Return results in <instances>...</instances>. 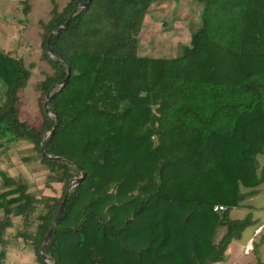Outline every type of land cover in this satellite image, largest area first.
Returning a JSON list of instances; mask_svg holds the SVG:
<instances>
[{
  "label": "trees",
  "instance_id": "obj_1",
  "mask_svg": "<svg viewBox=\"0 0 264 264\" xmlns=\"http://www.w3.org/2000/svg\"><path fill=\"white\" fill-rule=\"evenodd\" d=\"M19 1L30 14V0ZM161 1L80 9L88 0L63 8L52 0L41 24V60L51 68L36 87L41 128L19 111L36 65L0 49L2 155L31 145L23 164L43 169L47 187L62 185L60 196L39 197L24 176L0 170V264L17 228L16 241L49 264L44 240L81 170L45 250L57 264H217L249 226L230 213L264 182V0H191L203 9L183 55L144 57L141 33Z\"/></svg>",
  "mask_w": 264,
  "mask_h": 264
},
{
  "label": "rangeland",
  "instance_id": "obj_2",
  "mask_svg": "<svg viewBox=\"0 0 264 264\" xmlns=\"http://www.w3.org/2000/svg\"><path fill=\"white\" fill-rule=\"evenodd\" d=\"M33 0H30L32 4ZM69 0H58V6L63 8ZM24 9V5L22 4ZM43 6L40 5L39 9ZM203 6L191 0H164L155 3L150 8L141 33L140 55L144 57H164L176 58L183 55L184 48L190 44L192 34L200 26V15ZM37 12V10H35ZM24 13V11H23ZM24 21L30 20L31 13L24 14ZM32 45L27 52L22 55L28 63L36 66L32 71V78L24 93L21 95L19 104L20 117L23 121L32 126L41 128L42 118L39 111L40 93L37 84L44 78V74L51 72L50 66L41 60V44L37 48ZM20 53L16 52L14 57L20 58ZM4 97V89L0 83V98ZM32 146L21 143L9 150V159L2 158L0 150V170H9L14 175L24 176L30 184L31 191L37 196L44 195L60 196L62 185H54V188L46 184L45 171L36 166H26L22 158L30 156ZM21 221H17L19 223ZM36 223L29 226L18 224V227L35 230ZM20 228L10 231L9 237L13 239V244L7 248L8 258L6 264H38L34 252L25 246L21 241H16L14 235ZM16 241V242H15Z\"/></svg>",
  "mask_w": 264,
  "mask_h": 264
},
{
  "label": "crops",
  "instance_id": "obj_3",
  "mask_svg": "<svg viewBox=\"0 0 264 264\" xmlns=\"http://www.w3.org/2000/svg\"><path fill=\"white\" fill-rule=\"evenodd\" d=\"M30 5L31 18L24 21L19 0H0V49L13 56L18 52L20 58L24 59L22 54L32 45L37 48L41 44V24L50 20L53 9L52 0H33ZM40 5L43 6L41 9ZM259 163L264 169V153L259 156ZM244 192L249 193L251 190ZM230 218L233 221L249 220L250 224L239 239L232 241L225 260L217 264H264V182L255 194L248 196L231 211Z\"/></svg>",
  "mask_w": 264,
  "mask_h": 264
},
{
  "label": "water",
  "instance_id": "obj_4",
  "mask_svg": "<svg viewBox=\"0 0 264 264\" xmlns=\"http://www.w3.org/2000/svg\"><path fill=\"white\" fill-rule=\"evenodd\" d=\"M91 2H92V0H88L87 3L80 5V9H85V8H87V7L91 4ZM75 15H76V12L73 14L72 17H74ZM71 20H72V18H70V19H69V20H68V21H67L62 27H60L59 29H57L56 31H54L52 35L57 34V33H59L61 30L66 29V28L68 27L69 23L71 22ZM48 46H49V54H50L51 58L60 60L61 58L58 57V56L53 52V50L51 49L49 43H48ZM70 77H71V70H70V68L68 67V75H67V77L65 78V80H64L62 83H60V84L58 85V90H59V91L62 90V89H64V88L67 86V84H68V82H69V80H70ZM53 96H54V95H53ZM53 96H52V97H53ZM49 101H50V98L46 100V102H45V108H46L47 114L51 117V116H52V113H51V111H50L49 108H48ZM55 128H56V123H55V125H54L53 130L48 134L47 138H46V139L43 141V143H42L41 149H42L43 151H44L45 146H46V144L48 143V141L53 137V135H54V133H55ZM44 156L47 157V158H49V159L52 160V161H63V160H64V158H62V157H52V156L48 155V154L45 153V152H44ZM85 178H86V174L81 170V177H79V178H75V179H73V180L70 182V184H69V186H68V189H67V195H66V197L64 198V200H63V202H62V204H61V206H60V208H59V210H58V213H57V215H56V217H55V220H54V222H53V224H52V227H51V229H50L48 235L46 236V238H45V240H44L43 247H42V250H41V253H40V254H41V256L44 258V260H45L47 263H49V264H57V263H56V261H55L54 259L45 256V250H46L47 246L49 245V243L51 242V240H52V238H53V235H54V232H55V230H56V227H57V225H58V223H59V221H60V219H61V217H62V214H63V212H64L65 206H66V204H67V202H68V197H69L70 192H71L74 188L78 187V186H79V185L85 180Z\"/></svg>",
  "mask_w": 264,
  "mask_h": 264
},
{
  "label": "built area",
  "instance_id": "obj_5",
  "mask_svg": "<svg viewBox=\"0 0 264 264\" xmlns=\"http://www.w3.org/2000/svg\"><path fill=\"white\" fill-rule=\"evenodd\" d=\"M225 210H226V208L224 206H216L215 207V211H218V212H223Z\"/></svg>",
  "mask_w": 264,
  "mask_h": 264
}]
</instances>
